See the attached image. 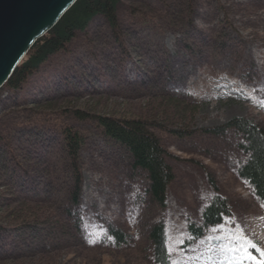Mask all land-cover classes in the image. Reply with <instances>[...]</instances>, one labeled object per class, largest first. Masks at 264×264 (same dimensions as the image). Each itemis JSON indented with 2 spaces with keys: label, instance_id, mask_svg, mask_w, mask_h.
Instances as JSON below:
<instances>
[{
  "label": "rangeland",
  "instance_id": "rangeland-1",
  "mask_svg": "<svg viewBox=\"0 0 264 264\" xmlns=\"http://www.w3.org/2000/svg\"><path fill=\"white\" fill-rule=\"evenodd\" d=\"M117 17L123 48L94 17L18 92L0 89V134L44 189L35 197L21 187L25 181L10 179L11 168L0 171V264H155L147 229L158 220L167 225L170 264H177L217 229L235 242L244 237L243 218L264 215L235 173L245 158L239 137L198 132L236 116L264 129V0H118ZM74 110L183 132L152 127L174 174L164 209L148 204L146 175L131 167L126 150L95 122L70 117ZM64 126L83 137L78 228L64 211L71 186ZM211 182L230 215L187 245L188 222L200 224L215 195ZM173 218L178 228L170 234ZM110 230L123 234L117 245Z\"/></svg>",
  "mask_w": 264,
  "mask_h": 264
},
{
  "label": "trees",
  "instance_id": "trees-1",
  "mask_svg": "<svg viewBox=\"0 0 264 264\" xmlns=\"http://www.w3.org/2000/svg\"><path fill=\"white\" fill-rule=\"evenodd\" d=\"M117 5L118 0H76L58 22L35 41L3 87L13 93L18 92L27 82L28 77L37 73L51 55L66 51L68 44L77 33L84 32L94 17H101L108 24L113 40L123 48L124 42L119 30ZM69 116L80 121L95 122L106 138L123 147L128 153L131 167L146 175L144 194L148 204L159 210L166 207L167 189L174 180V174L166 162V157L170 154L152 130V127L166 130L164 126L154 120L102 116L83 110L71 111ZM166 131L178 137L183 136L181 130L167 129ZM198 132L215 137L234 132L239 137V147L245 158L234 168L235 173L247 185L255 200L264 205V129L244 117L236 116L220 125L199 129ZM60 133L61 145L67 152L71 175V186L67 190L69 205L64 211L78 228L79 218L74 208L79 205L81 182L79 151L83 144V137L70 126H64ZM11 144L8 137L0 134V149L4 148L3 153L0 150V171L7 173L11 168L9 171L11 180L22 179L26 183L21 185L23 190L28 189L35 197L40 196L44 191L43 187L34 180L21 160L16 158ZM203 172L207 174L206 168ZM210 187L215 192L212 182ZM229 215L230 208L227 200L215 192V195L200 211V224L188 222L186 244L201 238L209 228L218 225L223 217ZM166 230L167 225L162 220L153 222L147 229L155 264H170ZM110 232L117 241L116 245L122 241V233L118 230H110Z\"/></svg>",
  "mask_w": 264,
  "mask_h": 264
},
{
  "label": "water",
  "instance_id": "water-1",
  "mask_svg": "<svg viewBox=\"0 0 264 264\" xmlns=\"http://www.w3.org/2000/svg\"><path fill=\"white\" fill-rule=\"evenodd\" d=\"M76 0H0V88Z\"/></svg>",
  "mask_w": 264,
  "mask_h": 264
},
{
  "label": "bare ground",
  "instance_id": "bare-ground-1",
  "mask_svg": "<svg viewBox=\"0 0 264 264\" xmlns=\"http://www.w3.org/2000/svg\"><path fill=\"white\" fill-rule=\"evenodd\" d=\"M259 58L263 63L259 68L264 72V52L260 53ZM173 213V212H172ZM243 226L244 237L251 239L253 242H258L264 247V215H256L248 218H243L241 221ZM178 224L176 218H173L168 226L170 234L177 232ZM214 233L209 234L202 239L200 243L193 244L188 248L185 255H182L177 264H219L226 260V253L222 251V246L233 243L232 238L229 239L225 231L219 232V229ZM216 243V244H215Z\"/></svg>",
  "mask_w": 264,
  "mask_h": 264
},
{
  "label": "snow or ice",
  "instance_id": "snow-or-ice-1",
  "mask_svg": "<svg viewBox=\"0 0 264 264\" xmlns=\"http://www.w3.org/2000/svg\"><path fill=\"white\" fill-rule=\"evenodd\" d=\"M249 249H255L259 258ZM222 251L227 254L226 264H264V249L247 237H238L235 242L223 245Z\"/></svg>",
  "mask_w": 264,
  "mask_h": 264
}]
</instances>
